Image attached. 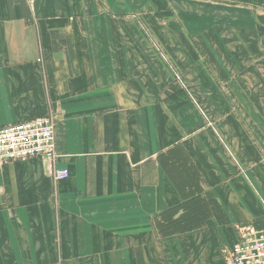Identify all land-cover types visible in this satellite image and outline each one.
<instances>
[{
  "label": "crops",
  "instance_id": "1",
  "mask_svg": "<svg viewBox=\"0 0 264 264\" xmlns=\"http://www.w3.org/2000/svg\"><path fill=\"white\" fill-rule=\"evenodd\" d=\"M44 117L53 166H0V264H228L264 229V0H0V127Z\"/></svg>",
  "mask_w": 264,
  "mask_h": 264
},
{
  "label": "built area",
  "instance_id": "2",
  "mask_svg": "<svg viewBox=\"0 0 264 264\" xmlns=\"http://www.w3.org/2000/svg\"><path fill=\"white\" fill-rule=\"evenodd\" d=\"M55 130L51 117L0 127V166L40 156L52 167L58 158ZM54 176L65 180L69 171L56 169ZM226 258L228 264H264V229H244L241 241L226 250Z\"/></svg>",
  "mask_w": 264,
  "mask_h": 264
},
{
  "label": "trees",
  "instance_id": "3",
  "mask_svg": "<svg viewBox=\"0 0 264 264\" xmlns=\"http://www.w3.org/2000/svg\"><path fill=\"white\" fill-rule=\"evenodd\" d=\"M180 214V216H177ZM204 214V205L200 202L191 203L189 209L187 205H180L175 208H170L164 211L157 218V227L162 235L183 233L202 226L203 222L199 225H188V221L198 222L202 219ZM201 222V221H200Z\"/></svg>",
  "mask_w": 264,
  "mask_h": 264
}]
</instances>
